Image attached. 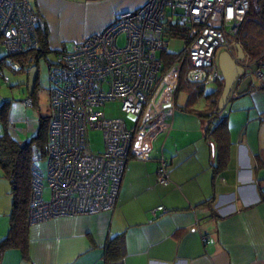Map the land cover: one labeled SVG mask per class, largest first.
Returning <instances> with one entry per match:
<instances>
[{
	"label": "built area",
	"instance_id": "2783aa9c",
	"mask_svg": "<svg viewBox=\"0 0 264 264\" xmlns=\"http://www.w3.org/2000/svg\"><path fill=\"white\" fill-rule=\"evenodd\" d=\"M256 2L143 0L133 9L116 11L98 30L55 48L53 61L46 66L44 152L34 144L30 147L27 223L111 209L126 162L146 158L152 137L165 126L163 107H174L181 66L185 64L187 82L221 80L217 53L225 50L234 58L235 41L230 37ZM43 24L28 0H0L2 82L9 81L5 69L20 70L23 53L41 49L37 30ZM172 38L182 39L183 45L164 68L158 53L167 52ZM235 61L242 76H254L264 85V50L250 56L243 51ZM112 100L118 101V109L132 124L121 116H106L98 108ZM23 101L32 103L31 97ZM88 128L100 130L101 150L90 149ZM38 160H44L43 167ZM155 172L158 183L167 182L162 157L157 158ZM156 209L163 207L152 209L153 216Z\"/></svg>",
	"mask_w": 264,
	"mask_h": 264
},
{
	"label": "crops",
	"instance_id": "0c3cea01",
	"mask_svg": "<svg viewBox=\"0 0 264 264\" xmlns=\"http://www.w3.org/2000/svg\"><path fill=\"white\" fill-rule=\"evenodd\" d=\"M34 1L44 26H52L49 17L56 11L62 23L79 26L61 36L72 41L143 0ZM45 38L50 46L58 43L52 35ZM230 91L224 106L239 111L240 123L233 129L224 115V159L214 157V144L203 132L205 120L175 108L185 95L176 103L174 91V107H163L165 126L152 137L147 157L126 162L111 209L31 223L25 254L6 248L0 264H264V85L252 76L246 91ZM196 100L194 106L201 107V95ZM4 107L0 93V113ZM220 110L215 115L222 116ZM159 157L165 160L164 184L156 179ZM157 205L163 210L153 216ZM9 209V184L0 174V238ZM114 235L120 240L118 255L108 258L104 244Z\"/></svg>",
	"mask_w": 264,
	"mask_h": 264
},
{
	"label": "trees",
	"instance_id": "16d2710c",
	"mask_svg": "<svg viewBox=\"0 0 264 264\" xmlns=\"http://www.w3.org/2000/svg\"><path fill=\"white\" fill-rule=\"evenodd\" d=\"M258 7L255 8L250 5L246 10L236 33L234 34V40L239 42L242 51L246 52L250 45L245 41L244 31L247 29L250 31V37L262 38L264 35V22L260 20L259 15L263 12L264 0H258ZM35 12V9L33 10ZM45 26L37 30L38 43L41 49L28 50L22 55L20 62V70H24L25 66L30 62L34 64L37 56L44 52L43 47L46 43ZM257 36V37H255ZM240 38V39H239ZM256 48L258 44L255 43ZM252 48V47H251ZM248 50V52H249ZM257 49L250 51L251 55L259 54ZM163 58V67H167L170 62L173 61V52H160L158 53ZM27 55L31 56V59H26ZM16 55L12 56V59L18 60ZM35 65V64H34ZM22 67V68H21ZM185 64L181 66L178 75V82L175 89L177 94L180 90L185 95L183 104H175V108L179 110L192 111L198 115L201 119L205 120L204 135L209 138L214 144V157L225 158V152L227 151L228 141L226 138V118L224 115L217 116L220 109L216 108V99L220 91L219 84L221 80H217L215 88L205 91L202 83H190L184 78ZM9 79V78H8ZM2 82V80L0 79ZM10 85L8 82H2ZM33 83L30 93L34 89ZM201 95L203 99V105L201 107L194 106L196 99ZM175 97V94H174ZM3 110V109H2ZM1 114V113H0ZM2 120V119H1ZM47 116H39L38 125L35 133L26 141L18 142L13 138L3 126V131L0 134V174L7 180L9 184L10 194V209L8 212V225L6 233L0 238V256L6 248L19 249L21 254H25L26 240H27V223H26V205L30 189V175H29V163L31 154V145L34 144L38 147L39 152L43 154V142L45 139ZM221 156V157H220ZM215 169V168H214ZM120 245L119 237L114 235L109 237L104 244V253L108 258H115L118 255V249Z\"/></svg>",
	"mask_w": 264,
	"mask_h": 264
},
{
	"label": "rangeland",
	"instance_id": "374dc122",
	"mask_svg": "<svg viewBox=\"0 0 264 264\" xmlns=\"http://www.w3.org/2000/svg\"><path fill=\"white\" fill-rule=\"evenodd\" d=\"M28 5L29 7L35 9L34 0H28ZM253 6L257 8L258 3L256 2V4H254ZM57 12L58 11H56V13L55 12L52 13L51 17H49L52 20V26L51 27L49 25L48 27L45 26V33L46 35L48 34L52 35L54 37V41L58 43L57 45L53 44L51 46L45 43L43 47L44 52L36 57L34 64L36 66L37 72H36L33 92L30 93V90L27 89L26 86L27 72L25 71V69L22 71H10L8 69H5L4 73L8 76L10 85L4 84L0 81V93L5 101V107L3 108L0 114V123L4 125L8 133L11 134L17 140H28L35 133V130L38 125L39 116L47 114L48 112L47 89L49 85L48 76H47V67H46L47 63L49 61H53L55 48H57L59 45L69 44L70 40L63 39V37L61 36H66L67 33L71 34L79 29V26L76 25L73 21H70L68 23H62L61 15L60 13ZM259 17L260 20L264 22V8H263V12L259 15ZM243 31H244V35L246 36L245 41L247 42V44L249 45L251 43L253 44L250 45L249 47L251 50H249L248 47H245L247 48L246 49L247 51L245 52L247 56L251 55L250 51L252 50L257 49L258 52L264 50V35L262 38L259 39L258 38L251 39L250 31H248L247 29ZM233 36L230 37V40H234ZM117 38H118L117 42L120 43L121 35H119ZM255 43L258 44L257 48L255 46ZM182 45H183L182 39L172 38L168 41L166 50L168 52H174V54H177V51L181 49ZM215 82L203 84L205 91H209L215 88V84H214ZM221 85H222V81L219 84L220 89H221ZM230 95H231V91L229 92L228 97ZM177 96L178 97L176 99V103L181 102L179 100L182 96H184V94L180 90H178ZM26 97H31L32 99L31 105H27L23 101ZM98 108L102 110L106 116H121L124 118L126 124L130 125L133 123L131 119L126 117L125 114L118 109L117 100L105 101L102 105L98 106ZM227 108H228L227 104L226 106L223 105L221 110H223L224 114L221 115H226L228 121L227 124L230 125L231 128L236 129L240 123V120H238L239 111L231 109L229 112ZM231 108H235L234 104H231ZM244 111H245L244 109L240 111L242 115H244ZM7 114L9 116V120H7ZM87 138L91 150H95V151L101 150L102 141H101L100 130L96 128H88ZM38 164L40 167H43L44 160H38ZM27 225L29 224L27 223Z\"/></svg>",
	"mask_w": 264,
	"mask_h": 264
},
{
	"label": "water",
	"instance_id": "95a60500",
	"mask_svg": "<svg viewBox=\"0 0 264 264\" xmlns=\"http://www.w3.org/2000/svg\"><path fill=\"white\" fill-rule=\"evenodd\" d=\"M235 56L234 58L225 50H220L216 56V62L221 75V89L216 99V108L221 109L225 103V100L234 87V92L239 94L246 91L247 85L250 82L248 75L242 76V68L236 63L235 60L242 58L243 51L238 42L233 43ZM27 72L26 86L30 90L36 78V66L32 64ZM212 148V147H211Z\"/></svg>",
	"mask_w": 264,
	"mask_h": 264
}]
</instances>
